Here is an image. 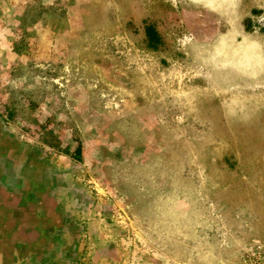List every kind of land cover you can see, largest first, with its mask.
Returning <instances> with one entry per match:
<instances>
[{
    "label": "rangeland",
    "instance_id": "374dc122",
    "mask_svg": "<svg viewBox=\"0 0 264 264\" xmlns=\"http://www.w3.org/2000/svg\"><path fill=\"white\" fill-rule=\"evenodd\" d=\"M0 127L61 171L68 264H246L264 0H0Z\"/></svg>",
    "mask_w": 264,
    "mask_h": 264
},
{
    "label": "crops",
    "instance_id": "0c3cea01",
    "mask_svg": "<svg viewBox=\"0 0 264 264\" xmlns=\"http://www.w3.org/2000/svg\"><path fill=\"white\" fill-rule=\"evenodd\" d=\"M0 131V264H68L64 253L77 246L67 237V227L77 225L76 205H70L67 189H58L61 171ZM26 209L24 221L11 222Z\"/></svg>",
    "mask_w": 264,
    "mask_h": 264
},
{
    "label": "flooded vegetation",
    "instance_id": "af4514ba",
    "mask_svg": "<svg viewBox=\"0 0 264 264\" xmlns=\"http://www.w3.org/2000/svg\"><path fill=\"white\" fill-rule=\"evenodd\" d=\"M1 132V131H0ZM12 138V137H11ZM8 141V140H7ZM3 143H6V141H4ZM25 214V215H24ZM28 215H30V213H29V211H27V209H26V211H24V213H22V216L20 215V216H17L16 214H14L13 215V217L11 218V222L12 223H18V222H22V221H24V219H25V217H27ZM27 231V230H26ZM26 231H24V232H26ZM26 234H29V231L28 232H26ZM23 248H29L28 246H25V247H22V249Z\"/></svg>",
    "mask_w": 264,
    "mask_h": 264
},
{
    "label": "built area",
    "instance_id": "2783aa9c",
    "mask_svg": "<svg viewBox=\"0 0 264 264\" xmlns=\"http://www.w3.org/2000/svg\"><path fill=\"white\" fill-rule=\"evenodd\" d=\"M246 264H264V252L249 258Z\"/></svg>",
    "mask_w": 264,
    "mask_h": 264
},
{
    "label": "trees",
    "instance_id": "16d2710c",
    "mask_svg": "<svg viewBox=\"0 0 264 264\" xmlns=\"http://www.w3.org/2000/svg\"><path fill=\"white\" fill-rule=\"evenodd\" d=\"M146 36L148 37L150 42L156 43V44L158 43V38L151 28L146 29Z\"/></svg>",
    "mask_w": 264,
    "mask_h": 264
}]
</instances>
